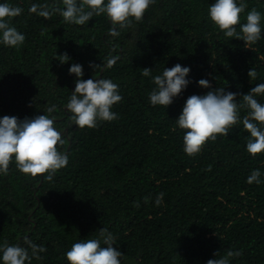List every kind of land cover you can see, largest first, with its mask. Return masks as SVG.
Wrapping results in <instances>:
<instances>
[{
    "label": "trees",
    "instance_id": "obj_1",
    "mask_svg": "<svg viewBox=\"0 0 264 264\" xmlns=\"http://www.w3.org/2000/svg\"><path fill=\"white\" fill-rule=\"evenodd\" d=\"M5 2L23 9L10 25L25 41L18 48L0 43V118H33L55 105L48 115L69 162L51 181L20 173L14 162L0 174V245H19L31 257L27 239L47 251L26 264H69L65 253L73 243L96 238L106 246L99 236L106 228L123 253L121 264H207L229 250L241 253L230 264H264V182H246L256 169L264 181V153L247 152L249 133L237 123L190 157L175 121L193 94L224 88L241 103L264 83V0H245L240 14L243 24L253 7L262 13V38L254 44L224 36L210 21L215 0H156L142 22L115 37L106 14L75 25L59 13L45 19L29 12L34 3L63 7L61 0ZM64 53L70 59L62 64ZM110 56L119 57L111 68L90 67ZM73 64L82 65L85 80L119 86L122 100L112 107L118 119L83 129L72 122L66 105L77 80L69 74ZM176 64L190 68L189 85L167 108L152 106L153 77ZM144 68L152 74L143 76ZM201 79L211 88L200 87ZM256 99L264 104V95ZM239 114L242 120L247 110ZM159 193L163 202L156 206Z\"/></svg>",
    "mask_w": 264,
    "mask_h": 264
},
{
    "label": "clouds",
    "instance_id": "obj_2",
    "mask_svg": "<svg viewBox=\"0 0 264 264\" xmlns=\"http://www.w3.org/2000/svg\"><path fill=\"white\" fill-rule=\"evenodd\" d=\"M62 6L48 4H32L30 13H35L45 19L55 13L63 18L65 23L84 25L95 15L106 14L112 28L109 35L118 36V29H127L133 22H142L146 11L156 3V0H61ZM248 8L245 0H215L208 8L210 21L228 38L235 37L245 44H254L262 38V13L253 7L246 15V23H240V14ZM21 7L12 6L5 2L0 3V43L9 47H19L25 41V36L10 25L11 18L21 15ZM240 25V32L236 26ZM59 57L63 64L70 58L67 53ZM119 59L110 56L105 65H92L97 68H111ZM190 73L189 67L176 64L171 68H164L162 74L153 77L156 87L149 93V102L152 106L167 108L173 99L187 88L190 81L186 77ZM69 74L77 77L75 90L72 92L66 105L72 122L81 129L96 128L98 121L111 122L118 119V114L112 111L113 105L122 100L119 86L111 79H83V67L73 64ZM152 70L142 69V75L148 77ZM250 80L257 79V72L251 68L248 72ZM203 88H211L207 79L198 81ZM238 93L225 92L224 88L208 91L204 95H191L185 101L182 112L175 120L176 125L184 131L183 151L188 156L200 153L203 146L209 141H215L217 136H227L237 123H242L249 133L246 143L247 152L255 158L264 153V104L256 97L264 95V83H259L243 94L242 102H237ZM246 109L247 114L241 120L240 110ZM55 105L47 109L51 114ZM48 114L37 115L33 118L18 119L15 116L0 118V174L7 175L9 165L14 162L17 170L35 178L44 176L51 181L56 172L68 165L69 157L58 150V145L64 144L62 134L54 127V120ZM175 130V129H174ZM209 171L211 166H209ZM261 172L253 170L247 177V183L261 184ZM164 193H159L155 199L156 206L163 202ZM145 203L149 198L145 197ZM139 207L138 202H134ZM99 236L106 246H101V240L92 238L73 243L65 253L69 264H121L122 252L113 247L115 237L106 228L99 230ZM31 248V257L28 249L19 245H9L5 242L0 245V260L2 264H26L31 258L41 259L39 253L46 252L42 245H36L25 239ZM215 259H209L207 264H230V258L241 255L240 252L229 250L224 256L214 253Z\"/></svg>",
    "mask_w": 264,
    "mask_h": 264
}]
</instances>
